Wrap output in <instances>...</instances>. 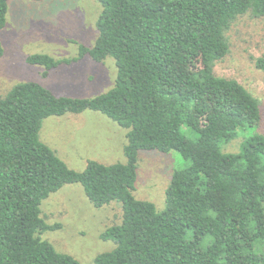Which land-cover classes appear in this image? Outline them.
<instances>
[{
    "label": "trees",
    "instance_id": "trees-1",
    "mask_svg": "<svg viewBox=\"0 0 264 264\" xmlns=\"http://www.w3.org/2000/svg\"><path fill=\"white\" fill-rule=\"evenodd\" d=\"M99 1L92 48L28 61L48 74L86 54L98 62L110 56L113 88L82 99L29 81L0 98V264H80L43 239L60 224L41 217L42 201L72 183L97 208L113 201L122 207L121 222L101 234L116 246L95 264H264V133L254 129L260 102L214 70L229 52L226 31L242 15L264 17V0ZM8 7L0 0V29ZM257 66L264 68V58ZM85 110L126 129V162L90 160L77 171L40 140L45 118ZM239 132L240 150L224 153L222 144ZM141 150H177L190 161L173 174L162 211L134 195Z\"/></svg>",
    "mask_w": 264,
    "mask_h": 264
},
{
    "label": "rangeland",
    "instance_id": "rangeland-1",
    "mask_svg": "<svg viewBox=\"0 0 264 264\" xmlns=\"http://www.w3.org/2000/svg\"><path fill=\"white\" fill-rule=\"evenodd\" d=\"M101 12L99 0H9L7 22L0 29V98L16 84L29 81L45 86L58 97L89 99L113 88L117 65L110 56L98 62L86 54L76 62L60 64L48 74L44 73L45 66L28 61L34 54H47L57 60L73 58L81 47L92 48L99 35ZM226 36L229 52L216 62L215 73L237 79L258 98L262 120L254 129L264 133V68L257 66V60L264 58V17L242 15ZM240 132L234 140L222 144L224 153L240 150ZM125 134V128L103 113L85 110L45 118L39 136L70 168L82 171L90 160L126 162ZM189 164L177 150H141L135 197L153 202L162 211L173 174ZM41 217L49 224H60L59 229L44 232L43 239L57 251L74 256L80 264H95L99 253L116 246L115 241L104 240L101 234L121 222L122 207L113 201L97 208L83 186L72 183L42 201Z\"/></svg>",
    "mask_w": 264,
    "mask_h": 264
},
{
    "label": "crops",
    "instance_id": "crops-1",
    "mask_svg": "<svg viewBox=\"0 0 264 264\" xmlns=\"http://www.w3.org/2000/svg\"><path fill=\"white\" fill-rule=\"evenodd\" d=\"M123 135H124V134H123ZM123 135H122V136H123Z\"/></svg>",
    "mask_w": 264,
    "mask_h": 264
}]
</instances>
